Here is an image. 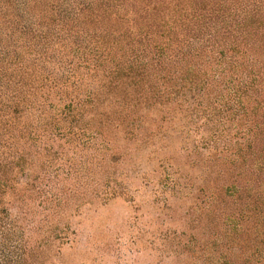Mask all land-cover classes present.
I'll list each match as a JSON object with an SVG mask.
<instances>
[{"label":"trees","instance_id":"16d2710c","mask_svg":"<svg viewBox=\"0 0 264 264\" xmlns=\"http://www.w3.org/2000/svg\"><path fill=\"white\" fill-rule=\"evenodd\" d=\"M108 101L128 116L138 104L157 116L191 111L201 147L231 171L221 172L227 191H240L264 171V0H0V264H31L7 207L37 189L31 176L17 180L28 155L39 141H61L54 125L77 127V141L93 121L125 125L126 115L99 120ZM205 203L201 233L179 242L189 264H206L223 215L217 197Z\"/></svg>","mask_w":264,"mask_h":264},{"label":"rangeland","instance_id":"374dc122","mask_svg":"<svg viewBox=\"0 0 264 264\" xmlns=\"http://www.w3.org/2000/svg\"><path fill=\"white\" fill-rule=\"evenodd\" d=\"M99 111L104 123L126 115L125 125L93 121L78 141L77 127L54 125L61 141H39L31 169L17 176L37 188L7 206L28 235L31 264H189L179 242L201 233L208 195L223 215L211 225L206 264H264V171L230 193L221 172L231 171L201 147L191 111L162 107L157 116L138 104L128 116L109 101ZM39 148L43 155H34Z\"/></svg>","mask_w":264,"mask_h":264}]
</instances>
